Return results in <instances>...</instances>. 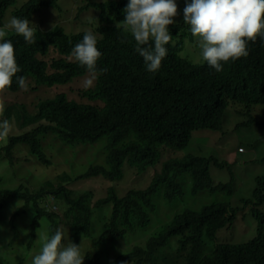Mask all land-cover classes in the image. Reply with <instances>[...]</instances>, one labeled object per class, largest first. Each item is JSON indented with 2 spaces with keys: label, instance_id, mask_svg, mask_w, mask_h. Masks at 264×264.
<instances>
[{
  "label": "trees",
  "instance_id": "16d2710c",
  "mask_svg": "<svg viewBox=\"0 0 264 264\" xmlns=\"http://www.w3.org/2000/svg\"><path fill=\"white\" fill-rule=\"evenodd\" d=\"M56 1L28 0L18 9L11 11V17L30 19L46 7H56ZM15 2L16 0H0V25L4 24L5 15ZM126 4L127 0H112L104 2L100 8L96 20L99 22L98 30L102 36L97 41V48L102 55L97 61V71L94 74L89 73L70 54L72 47L81 40L83 33L66 35L58 26L50 31L36 28L35 42L28 44L22 36L10 29L6 30L5 38L12 41L17 64L21 69L16 75H22L25 82H34L36 85L47 87L55 83L63 85L76 76L87 73L95 84L90 89L80 90V94L96 102L91 105L67 102L62 95L44 101L40 104L37 113L31 117V122L43 121L46 126L41 125L39 129L17 138L12 137L9 145L6 146L7 152H12L15 143L23 142L40 158V161H44L38 138L41 134L52 131L60 136L62 133L58 132L60 128H68L74 133L82 134L88 131L92 137L91 141H96L103 135L109 134L107 128L110 124L121 133L129 129L128 121H130V130H133L137 136L141 133L137 138L138 142L130 150L120 148L117 155L116 150L111 151L107 162L113 168H118L122 162H125L130 169H140L147 163L148 158L154 155L153 147L149 149L152 143L153 145L165 143L172 147L183 148L189 142L188 129L177 126L179 131L157 127L155 118L165 116L164 111H173L174 116L176 114L179 120L183 105L190 106L197 118L192 122L194 125L208 128L207 123H212L216 125L213 128L220 130L217 112L212 108H218L215 102L224 93L230 94L232 99H241L250 106L260 103L257 99L264 95V42L259 37L255 42L249 43L247 57L228 62L221 72H216L208 65L196 66L176 54V51L182 50L181 38L183 40L186 37L189 40L194 38L189 27L181 29L180 32L177 29L171 31V35L173 39V36L179 32L178 44L181 45L172 47L169 44L160 69L151 73L145 70L142 58L134 51V40L127 36L129 33L121 26ZM39 50L43 54L53 52L58 58H52L49 62H38L33 57ZM19 88L21 87L14 77L13 83L6 89L17 91ZM167 115L170 116L169 113ZM116 146L117 142L110 138L109 147ZM155 156L157 157V152ZM214 161L219 166L223 164L218 163L212 156L196 158L194 161L170 160L163 163L159 174L153 176L151 184L142 190L127 189L118 194L116 190L109 188L107 195L95 204L96 210L104 209L105 205L110 204L108 220L105 223L108 232L105 228L106 232L99 242L116 237L119 228L131 222L135 216L143 220V223L148 221V211L154 210L151 198L160 187L165 190L164 198L170 203L173 202L179 195L176 179L181 174L188 172L193 177L194 192L209 186L211 183L209 165ZM98 169L92 168L86 175H95ZM61 184L47 183L46 189L49 191L54 189L65 202L71 203L69 205L72 207L69 211L74 215L78 214L80 208L83 218L90 212V208L81 204L89 205V203L80 199L72 200L73 194L61 188ZM44 193L43 189L31 193L23 186L14 190L0 189V210L8 200H21L24 201V206L17 210L16 214H19L26 211L29 204L35 207L40 195ZM252 194L254 198L264 201V177L256 178V186ZM81 197L83 198V195ZM223 206L210 205L199 213L183 210L174 217L173 225L160 236L157 244H151L153 249L150 250L151 245L146 250L133 247L129 253L119 256L111 264H264V234L261 228L258 229L257 236L246 243L216 242V232L227 223ZM34 214L36 215L33 218V233L38 217L44 212L36 209ZM71 221L79 223L73 219ZM54 232L55 230L49 236ZM80 234L78 228L74 232L71 230V239L77 242ZM171 236L180 237L179 243H176L175 248H171L169 253H160L159 248L164 247ZM17 237V234L14 235V239ZM34 239L35 235L31 236L30 242ZM190 239L193 242L192 246L187 241ZM208 244H212L210 248ZM0 264H5L2 259ZM83 264L102 263L98 255L87 253Z\"/></svg>",
  "mask_w": 264,
  "mask_h": 264
},
{
  "label": "clouds",
  "instance_id": "9594fccd",
  "mask_svg": "<svg viewBox=\"0 0 264 264\" xmlns=\"http://www.w3.org/2000/svg\"><path fill=\"white\" fill-rule=\"evenodd\" d=\"M106 1L112 0H93L89 1L84 6L82 10L89 7L94 9L91 11V14H87L89 17L92 16L94 20V27L88 32H77L83 33V36L81 40L72 47L70 53L76 62L85 67L89 73L93 74L97 71V61L102 55L101 51L97 48V41L101 39L102 34L98 30L99 22H97L96 19L100 14L101 6H103L104 2ZM184 4L185 6L182 10V16L181 14L177 13V0H127V4L123 9L124 20L122 21L121 26L129 33L127 36L134 40V51L142 58L146 71L155 73L160 69L161 62L166 57L168 52L167 46L169 44L172 47L181 45L178 44L180 37L179 32L181 29H188V27L194 38L191 40H189L187 37V39L185 38L184 40L181 38V42H183L182 50L180 51L179 49L176 51V54H178V56L182 59L192 62L196 66L206 67L208 65L216 72H221L224 65L228 62L235 61L241 57H247L249 55L248 45L250 42H255L258 37L262 42H264V0H184ZM34 25L35 24L28 18L17 16H12L7 23L0 25V142L3 140V136L8 134L6 143L7 145H9V141L12 137L17 138L25 133L39 129L41 125L46 126V123L43 121L31 122V117L37 113L40 104L44 101L55 98L58 95H62L67 102L90 105L96 104V102L80 94V90H87L88 88L90 89L95 84L93 83V79L89 77L90 75H87V73L83 76H76L71 81L61 85L59 88H52L54 86L60 85L58 83L41 88V85H36L34 82H25V78L22 75H16L21 71V69L17 64L12 41L5 38L6 30L10 29L14 31L16 34L22 36L26 43L31 44L35 42L36 28L40 29L39 25L37 27L36 25L34 27ZM53 28L49 30H41L50 31ZM60 28L65 33V30L62 27ZM177 29L179 32H177L172 39L171 31ZM77 33L65 34L71 35ZM175 39L177 42H175ZM192 50H195L198 53L192 52ZM33 58H35L38 62H49V60L52 58L56 59L58 57L53 52L43 54L42 51L39 50ZM85 76L87 78H85ZM14 77L21 88H19L17 91L6 89L13 83ZM230 97V94L224 93L222 97L215 102V104L218 105V108H212L217 112L220 122L218 127L221 126L220 130L213 128L216 125H213L212 123H207L208 128L194 125L192 122H194L197 118L192 111V108L187 105H183L179 120L176 118V114L174 116L173 111L171 112L170 110H167L166 112L164 111L166 117L159 116L155 118V124L161 129H177L180 131L178 127H181L190 130V142L193 133L196 131H221L225 125L235 122H239L240 125L247 126L258 123V119L254 115H251L250 111L254 109L256 114H260V110L264 112V109L262 108V106H264V95L257 99L260 103L254 106H250L241 99L236 100ZM32 104L33 111H29L28 107ZM167 113H169L170 116H168ZM128 122L129 129L121 133L116 130L114 125L110 124V126L107 128L109 134L103 135L96 141H91L92 137H90L88 131H84L86 133L82 134L79 132L74 133V131L68 128H60V131H58L62 132L60 136L52 131L43 135L41 134L38 138L40 142V151H42L44 155V161H40V158H38V156L35 155L28 147V149L36 156L39 162L47 165L50 164L49 156L54 153V151H56L57 147L59 146L86 149L87 153L89 154L91 149L89 147H85V145H93L97 141H101L103 144V150L105 151L104 157L100 159L99 164L88 165L82 174L76 176L70 175L65 170L61 172V170L59 171L61 172L60 174L57 172L58 175L55 177L53 182L62 183L60 185L61 188H64L66 191L73 194L71 196L72 200L80 199L89 203V205L81 204V206L90 208V212L87 213L83 218H81L82 210L79 208L78 214L74 215L69 211L72 207V205H69L71 203H68L67 201L66 203L65 200L62 199L54 189L51 191H46L45 186L37 190L39 191L40 189H43L45 193L40 195L35 207L33 204H29V206H31L34 211L36 209H41L44 212V214H42L44 217H48L47 215H49V234L53 230H55V232L50 236L45 235L42 238L43 243L40 251L31 257V264H83L85 255H83L81 252L80 244L78 245L76 243L91 236V225L93 222H97L101 226V231L96 237L95 242L102 243L99 242V239L107 231V225L105 223L108 220L109 212L107 214L105 211H109L108 206L110 207V204L105 205L104 209L99 210L95 209V204L99 199L107 195L109 188L116 190L119 194V192H124L127 189H133L131 186H136L137 179H143V187H147L151 184L153 176L159 174L158 172H160L163 163L170 160L194 161L196 158L202 157L198 155L187 154L180 159L173 158V151H180L186 146L183 148H178L175 146L172 147L171 145H166L165 143H156L154 145L152 143L149 146V149L153 147L154 155L148 158L147 163L142 166L143 168L130 169L125 162H122L118 168H113L107 162L108 154L111 151L116 150L117 155V151H119L120 148H128L130 150L138 142L137 138L141 135L140 133L137 136L133 130H130L131 123L130 121ZM46 137L47 140L43 142V139ZM108 137L113 138V140L117 142L116 147H109L110 138L108 139ZM17 144L26 145V143L18 142L15 143V146ZM255 145L256 142H253L250 144V147L253 148ZM243 150L244 149L242 147L237 148L238 153H242ZM155 152H157V157L155 156ZM216 159L218 163L223 164L219 166L215 161L210 163V178L211 166L221 168L225 165L223 161H220L218 158ZM123 165H127L128 173L123 181H119V176H122ZM92 168L99 169L95 172V175H86ZM145 171L147 172L144 175H140V173H144ZM185 173H187L189 176L190 192L193 196H196L205 189L210 191L222 190L228 185L213 184L211 178V183L209 186H204L201 190L194 192L193 177L190 175V173ZM180 176H178L176 179V184L179 185V195L174 201H181L183 198V191L179 183ZM261 177H264V175L257 176L256 178ZM61 178H63V180H61ZM256 178L254 180V187L256 186ZM84 182L87 185L83 188L75 187L76 185L83 184ZM21 186L22 185H20V187ZM37 191H31V193H35ZM164 191L165 190L160 187L157 193H160L163 196V199L167 203H170L164 198ZM228 192L231 194V190ZM81 195H83V198ZM55 198L60 199L61 204L63 203L62 208L58 207L57 205L54 206L50 204V199ZM214 204L224 205V217L227 221L225 226L219 229L215 234L217 243H229L226 241H218L216 237L217 234L222 230L232 227V225L237 222L239 214L244 212L249 207H251L253 216L259 220L257 234L259 228L262 229V233L264 234V201H261L259 198H254L252 192L248 198L239 199L235 205H231L227 202H216ZM205 207L201 208L200 211H193L187 208L178 210L173 215L168 224L151 235L146 241H143V246L133 247H140L146 250L151 244H157L159 238H161L160 236L173 225V219L176 215L182 213L183 210L199 213L203 211ZM260 208H263V210ZM19 209L20 208L17 210ZM17 210L11 216V224L13 223L14 218L18 215L16 214ZM153 211L154 210H151V212L148 211L149 219L144 223L143 220L139 219L137 216L133 217L131 222H128L126 225L119 228L120 233L118 232L116 237H112L109 240L122 238L128 232H133L137 229L145 227L149 223L150 214ZM74 212L76 211L74 210ZM35 215L36 214H34V217ZM77 218H79V220H77ZM72 219L79 221V223L74 221L72 222ZM77 228L80 230L81 234L79 236V240L76 242L71 239V230L74 232ZM105 228L106 231H104ZM64 229L69 231V238L71 240L69 243H62V240L64 239V233L62 230ZM16 234L18 235L17 227H15V235ZM257 234L254 237H256ZM33 235H35V231L32 236ZM180 237L182 238L183 236L181 235ZM180 237H169L167 244L164 247H160L158 251H160V253H169V251H171V247L169 246L170 241L175 239V244L179 243V240L181 239ZM202 240L205 241V239ZM187 241L190 243L189 245L192 246L193 242L191 239ZM152 245L150 250L153 249ZM211 245L212 244H208V247L210 248ZM150 250L149 253H151ZM125 254L127 253L118 255L112 262H114L119 256Z\"/></svg>",
  "mask_w": 264,
  "mask_h": 264
},
{
  "label": "rangeland",
  "instance_id": "374dc122",
  "mask_svg": "<svg viewBox=\"0 0 264 264\" xmlns=\"http://www.w3.org/2000/svg\"><path fill=\"white\" fill-rule=\"evenodd\" d=\"M26 1L16 0L5 15L4 24L11 18L10 12L18 9ZM89 1L93 0H57L56 7H46L29 20L36 27L39 25L43 30L60 26L65 30V33L88 32L94 27V20L87 14H91L94 9L92 7L82 9ZM177 5V13L183 16L184 0H177ZM192 52L198 53L195 50ZM56 87L59 88L61 85L52 88ZM262 108L264 109V106ZM28 109L33 111V104ZM259 113L256 114L254 109L250 111V114L258 119L256 124L247 126L235 122L225 125L221 131H196L184 149L172 152V157L177 159L187 154H193L202 157L214 156L223 161L225 165L221 168L211 166L210 174L213 184H228L224 189L215 191L205 189L193 196L190 192L189 176L185 173L179 177L183 191L181 201L167 203L160 193H154L152 200L155 209L150 214L149 223L143 228L128 232L119 239L96 243L95 239L101 231V226L99 223L93 222L91 236L76 243L80 244L82 254L95 253L99 256L102 264H111L118 255L128 253L133 246H143L144 240L146 241L168 224L173 215L182 208L200 211L201 208L216 202L235 205L239 199L248 198L253 190L255 178L264 175V112L260 110ZM7 137L8 134L3 136V140L0 142V189L3 190H14L22 185L29 191H37L39 188L45 187L48 182L53 183L58 175L57 172L65 170L72 176L82 174L88 165L99 164L105 154L101 141H97L93 145H85L91 149L89 154L86 149L59 146L56 151L51 149L54 153L49 156L50 164L47 165L39 162L25 144H17L11 153L7 152ZM46 140L47 137L43 139V142ZM253 142H256V145L252 148L250 144ZM238 147L244 149L242 153H238ZM147 171L140 175H144ZM127 173V165H123L119 181H123ZM143 183V179H137L136 186L131 187L133 189L145 188ZM86 185L84 182L75 187L83 188ZM229 190H231V194H229ZM49 202L51 205L62 208L63 203L61 204L60 199H50ZM23 206V201L11 199L0 210V259L5 264H31V257L40 251L43 243L42 238L49 235L48 217L39 216L34 227L35 239L30 242L34 218V209L31 206L26 211L19 213L13 223H10L14 212ZM258 221L249 207L239 214L237 222L232 227L217 234V240L234 244L247 242L257 234ZM15 227L18 228L17 239H14ZM62 231L64 233L62 243L71 242L69 231L67 229ZM169 246L172 249L175 248V239L170 241Z\"/></svg>",
  "mask_w": 264,
  "mask_h": 264
}]
</instances>
